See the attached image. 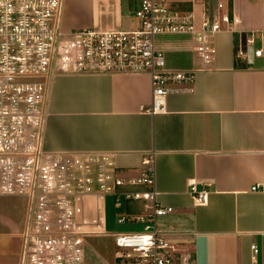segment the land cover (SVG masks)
<instances>
[{
    "label": "crops",
    "instance_id": "0c3cea01",
    "mask_svg": "<svg viewBox=\"0 0 264 264\" xmlns=\"http://www.w3.org/2000/svg\"><path fill=\"white\" fill-rule=\"evenodd\" d=\"M168 1L192 12L197 27L205 14L227 13L240 22L214 35L215 54L205 67L189 35L156 36L166 68L193 74L191 82L168 84L175 91L156 113L147 111L152 84L146 73L57 75L45 145L107 153L123 176L139 175L143 161L152 159L159 199L174 209L162 223L165 237L189 241L190 250H183L195 264H264V0ZM139 2L64 0L62 29H134ZM258 49L261 55H255ZM239 50L246 59L237 57ZM191 179L199 190L207 188L204 204H195ZM6 224L0 215V264H20L21 253L10 260ZM13 234L22 238L23 230Z\"/></svg>",
    "mask_w": 264,
    "mask_h": 264
},
{
    "label": "built area",
    "instance_id": "2783aa9c",
    "mask_svg": "<svg viewBox=\"0 0 264 264\" xmlns=\"http://www.w3.org/2000/svg\"><path fill=\"white\" fill-rule=\"evenodd\" d=\"M63 1L0 0V196L27 203L20 264H85L90 237L105 233L110 196L120 210L118 222L142 224L143 231L116 236L108 264H195L192 253L158 229V218L174 209L159 199L152 159L143 161L139 175L123 176L107 153L47 149L49 92L57 75L146 73L152 84L147 111H162L175 91L168 84L191 82L193 74L166 68L156 36L189 35L205 67L215 54L214 35L240 19L205 14L197 27L192 12L168 0H140L134 29L64 31ZM237 54L246 59L244 50ZM188 187L195 204L207 201V188L199 190L195 179Z\"/></svg>",
    "mask_w": 264,
    "mask_h": 264
},
{
    "label": "rangeland",
    "instance_id": "374dc122",
    "mask_svg": "<svg viewBox=\"0 0 264 264\" xmlns=\"http://www.w3.org/2000/svg\"><path fill=\"white\" fill-rule=\"evenodd\" d=\"M111 14L109 13V16ZM135 19V18H134ZM26 200L20 197L0 198V215L7 223L8 231L12 234L9 249L13 248L14 254L10 256V260L17 261L21 253L22 238L16 237L13 233H22L25 226L26 217ZM118 212L120 210L115 207L114 199L110 196L106 198L104 216V234L91 236L88 243L84 247L85 264H106V261L112 258L115 237L127 233H140L143 231V225L136 222H118ZM24 221V224H23ZM167 221V216L158 218V229L162 231L163 222ZM162 227V228H161ZM175 243V242H174ZM178 248H191L189 241L184 245L175 243ZM14 261V262H15Z\"/></svg>",
    "mask_w": 264,
    "mask_h": 264
}]
</instances>
